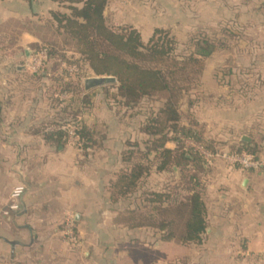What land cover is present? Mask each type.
I'll return each instance as SVG.
<instances>
[{
  "label": "crops",
  "instance_id": "0c3cea01",
  "mask_svg": "<svg viewBox=\"0 0 264 264\" xmlns=\"http://www.w3.org/2000/svg\"><path fill=\"white\" fill-rule=\"evenodd\" d=\"M181 9L172 0H109L104 15L114 28L137 31L147 45L158 31L194 29ZM52 12L67 11L53 0H0V264H154L159 254L170 263L173 253L186 264H264V168L230 165L201 176L206 231L199 243L167 242L150 229L115 224L137 201L134 196L113 202L112 184L131 167L128 151L137 161L138 150L151 140L143 131L149 116L128 122L123 116L141 104L125 107L117 89L84 90L92 111L84 108L80 116L92 141L84 151L68 141L73 97L61 98L54 81L34 78L27 69L33 48L64 43ZM172 172L180 173L153 167L142 190L165 191L174 184L167 178ZM160 176L167 180L156 189L152 182ZM19 185L26 188L20 208L4 215ZM70 220L81 241L77 247L65 236ZM88 223L98 227L87 233ZM103 225L108 228L101 231ZM142 236L147 241L159 236L160 242L140 249Z\"/></svg>",
  "mask_w": 264,
  "mask_h": 264
},
{
  "label": "trees",
  "instance_id": "16d2710c",
  "mask_svg": "<svg viewBox=\"0 0 264 264\" xmlns=\"http://www.w3.org/2000/svg\"><path fill=\"white\" fill-rule=\"evenodd\" d=\"M53 1L63 5L67 11L51 14L64 43L33 48L34 52L45 50L48 54L43 72L33 77L48 78L56 83L59 95L73 97L71 105L76 112L72 123L79 126L80 149L87 150L92 141V135L80 116L90 102V95L83 87V79L88 72L95 76L115 77L117 83L102 88L115 87L116 96L121 98L120 102L125 107L134 108L144 101L162 104L155 110L152 108L143 128L151 140L144 144L143 150H138L137 161H133L135 153L128 151L125 161L131 163V167L120 173L112 184L113 202L134 196L137 201L135 208L115 218V224L131 230L150 229L161 233L162 240L167 242L184 245L201 242L206 231L201 176L207 171V166L203 156L187 147L185 142L193 140L210 152L215 151L195 125L183 123L180 101L190 91L186 84L192 81L188 70L194 72L197 67L200 68L198 72L202 71L203 60L213 55L216 44L203 37L194 43L195 51L179 61L172 54L175 42L169 40L168 33L158 31L145 45L137 31L110 26L104 15L109 0ZM70 52L74 54L68 56ZM63 62L77 66L79 73L67 75L61 68ZM180 82H185L186 86ZM167 143H174L176 148H166ZM243 153L256 158L259 154L251 151L248 144L237 147V154ZM153 167L158 173L177 168L180 182L162 192L142 190V184ZM75 233L77 235L76 230Z\"/></svg>",
  "mask_w": 264,
  "mask_h": 264
},
{
  "label": "rangeland",
  "instance_id": "374dc122",
  "mask_svg": "<svg viewBox=\"0 0 264 264\" xmlns=\"http://www.w3.org/2000/svg\"><path fill=\"white\" fill-rule=\"evenodd\" d=\"M172 3L186 10L185 21L188 27H194L192 31L175 29L169 34V40L175 42L172 54L179 61L193 53L194 43L203 37L216 44L213 55L203 60L202 71L198 72L200 68L197 67L194 72L188 70L192 81L186 84L190 86V91L180 101L185 124L195 125L212 151H215L212 153L206 149L214 155L209 163L202 155L207 170L216 173L230 166L225 155L237 154V147L242 146L243 137L251 139L249 149L258 151L257 159L264 160V0H172ZM73 54L70 52L68 56ZM180 83L186 86L185 82ZM111 89L116 88L109 87ZM161 105L160 102L148 105L142 102L137 111L130 113L129 117H123L128 118V122L132 119L141 121L150 115L151 108L157 109ZM85 108L86 112L92 111L90 106ZM234 137L236 139L232 141ZM195 145L201 146L198 143ZM243 154L254 157L249 153ZM177 175L172 172L167 178L177 184L181 178L180 173ZM164 178L156 177L152 182L156 189L167 180ZM204 181L206 183L207 180ZM107 226L103 225L100 230L104 231L102 229H107ZM96 227L98 224L88 223L86 232L91 233ZM156 234L161 237V233ZM159 236L151 241H147L145 236L140 237L138 248L146 250L144 245L147 244L149 248H155L154 245L160 242L157 240ZM80 243L78 239V243L70 244L77 247ZM170 260V263L163 261L159 254L154 264L187 262L174 253Z\"/></svg>",
  "mask_w": 264,
  "mask_h": 264
},
{
  "label": "built area",
  "instance_id": "2783aa9c",
  "mask_svg": "<svg viewBox=\"0 0 264 264\" xmlns=\"http://www.w3.org/2000/svg\"><path fill=\"white\" fill-rule=\"evenodd\" d=\"M48 60V54L47 51L43 50L40 52H32L29 62L27 64V69L32 75H37L41 72H43V68L45 67V63ZM62 70L69 76H74L75 74L79 73V69L75 65L68 64L67 62H63L61 65ZM95 76L92 72H88L83 79V82L86 78ZM61 98H69L68 95H63ZM67 134H68V141L73 144L78 149L81 148L82 142L81 138L78 135L79 126L78 124H70L69 127H67ZM189 141L187 144L190 146L189 148H193L195 151L199 152L201 155L204 156V158L209 163L211 159L214 158V155L209 153L203 146H197L195 145V142ZM197 147V148H196ZM218 156V155H217ZM227 157L228 162L232 166H239L243 169H260L264 168V160L254 158L252 156L246 155V154H230ZM26 192V188L24 185L16 186L12 193H11V203L7 210L3 212L4 215H9L10 212L17 211L19 206L20 199L24 196ZM65 236L68 239V241L72 244L78 243V237L76 236L74 232V222L73 220H70L65 225Z\"/></svg>",
  "mask_w": 264,
  "mask_h": 264
},
{
  "label": "water",
  "instance_id": "95a60500",
  "mask_svg": "<svg viewBox=\"0 0 264 264\" xmlns=\"http://www.w3.org/2000/svg\"><path fill=\"white\" fill-rule=\"evenodd\" d=\"M115 83H117V79L113 76H93L84 80L83 87L84 90L88 92ZM242 142L250 143L251 139L248 137H243Z\"/></svg>",
  "mask_w": 264,
  "mask_h": 264
}]
</instances>
